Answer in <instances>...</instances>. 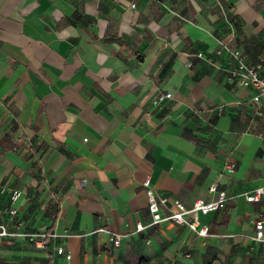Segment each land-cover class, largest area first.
<instances>
[{
  "label": "crops",
  "instance_id": "1",
  "mask_svg": "<svg viewBox=\"0 0 264 264\" xmlns=\"http://www.w3.org/2000/svg\"><path fill=\"white\" fill-rule=\"evenodd\" d=\"M233 50L264 57V0H0V187L23 192L20 229L60 236L6 239L0 264H264V202L246 200L264 105L230 78ZM147 178L187 208L213 184L230 200L201 217L209 237L151 225ZM10 206L0 190V225Z\"/></svg>",
  "mask_w": 264,
  "mask_h": 264
},
{
  "label": "built area",
  "instance_id": "2",
  "mask_svg": "<svg viewBox=\"0 0 264 264\" xmlns=\"http://www.w3.org/2000/svg\"><path fill=\"white\" fill-rule=\"evenodd\" d=\"M135 6V5H133ZM232 56L236 61V65L229 70L230 78L235 80L240 87L251 88L256 91V95L252 101L257 105H264V57L260 58L255 64L248 63L245 55L240 50H233ZM173 94L167 93L160 97L159 102L172 99ZM228 173L232 174L236 170V164L226 166ZM144 186L148 189L149 196V212L152 216L151 225H157L163 222H170L175 225L186 226L192 232L201 237H209L210 229L201 221L202 216L209 215L212 212L225 209L230 200L226 191L220 190L217 184L210 187V192L215 195V199L206 201L198 199L192 208H187L179 200H171L168 197H157L151 188V179L147 178ZM2 193L8 191L10 193L11 206L8 210L13 227L8 224L0 225V244L6 239H25L31 243L36 249L43 250L48 246L50 240H55L60 236L57 233L48 231H26L20 229L17 225L16 218L18 209L16 203L22 197L23 192L19 189H8L6 186H1ZM246 200L249 203L264 202V186L259 187L246 195ZM20 225V224H19ZM256 228V239L264 241V220L254 221ZM147 225L139 223L136 225L135 233L143 232ZM102 232H107L106 229H101ZM113 241L116 245H120L122 238L128 235L112 233ZM58 253L63 254L64 248L58 247ZM71 259V256H67Z\"/></svg>",
  "mask_w": 264,
  "mask_h": 264
},
{
  "label": "rangeland",
  "instance_id": "3",
  "mask_svg": "<svg viewBox=\"0 0 264 264\" xmlns=\"http://www.w3.org/2000/svg\"><path fill=\"white\" fill-rule=\"evenodd\" d=\"M1 264H39V263H38V261H36V262L31 261V262L27 263V262H23V261L18 260V257H11L10 259H8L6 261V263H1Z\"/></svg>",
  "mask_w": 264,
  "mask_h": 264
}]
</instances>
